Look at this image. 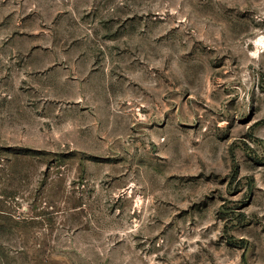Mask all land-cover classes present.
<instances>
[{"label": "rangeland", "instance_id": "obj_1", "mask_svg": "<svg viewBox=\"0 0 264 264\" xmlns=\"http://www.w3.org/2000/svg\"><path fill=\"white\" fill-rule=\"evenodd\" d=\"M263 43L264 0H0V264H264Z\"/></svg>", "mask_w": 264, "mask_h": 264}, {"label": "bare ground", "instance_id": "obj_2", "mask_svg": "<svg viewBox=\"0 0 264 264\" xmlns=\"http://www.w3.org/2000/svg\"><path fill=\"white\" fill-rule=\"evenodd\" d=\"M260 44V43H259ZM264 44V43H263Z\"/></svg>", "mask_w": 264, "mask_h": 264}]
</instances>
